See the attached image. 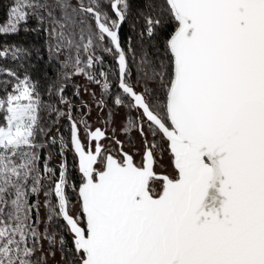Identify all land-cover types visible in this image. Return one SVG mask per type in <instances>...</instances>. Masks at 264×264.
<instances>
[{"label": "snow or ice", "instance_id": "snow-or-ice-1", "mask_svg": "<svg viewBox=\"0 0 264 264\" xmlns=\"http://www.w3.org/2000/svg\"><path fill=\"white\" fill-rule=\"evenodd\" d=\"M50 262L264 264V0H8L0 264Z\"/></svg>", "mask_w": 264, "mask_h": 264}, {"label": "trees", "instance_id": "trees-1", "mask_svg": "<svg viewBox=\"0 0 264 264\" xmlns=\"http://www.w3.org/2000/svg\"><path fill=\"white\" fill-rule=\"evenodd\" d=\"M8 0H0V23L6 19V4Z\"/></svg>", "mask_w": 264, "mask_h": 264}, {"label": "rangeland", "instance_id": "rangeland-1", "mask_svg": "<svg viewBox=\"0 0 264 264\" xmlns=\"http://www.w3.org/2000/svg\"><path fill=\"white\" fill-rule=\"evenodd\" d=\"M21 35H23V34H21ZM86 98V97H85ZM134 135V134H133ZM137 139V141H138V137L136 138ZM58 258V257H57ZM50 264H51V262H50Z\"/></svg>", "mask_w": 264, "mask_h": 264}]
</instances>
